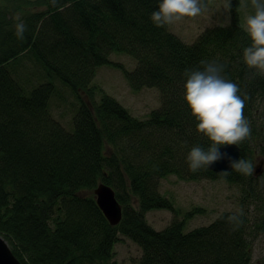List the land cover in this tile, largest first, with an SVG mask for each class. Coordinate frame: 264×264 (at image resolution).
I'll list each match as a JSON object with an SVG mask.
<instances>
[{
  "label": "trees",
  "instance_id": "trees-1",
  "mask_svg": "<svg viewBox=\"0 0 264 264\" xmlns=\"http://www.w3.org/2000/svg\"><path fill=\"white\" fill-rule=\"evenodd\" d=\"M230 2L229 25L208 27L188 42L170 25L152 23L160 0H0V234L23 264H116L121 236L140 248L139 264H255L254 242L264 236V173L193 171L187 162L193 146L210 145L184 99L185 70L202 60L223 64V75L248 97L251 135L238 144L240 158L252 165L257 153L264 159V73L243 62L251 40L241 0ZM21 21L23 39L15 29ZM118 52L136 60L133 70L110 61ZM26 53L46 81H34L33 63L23 73L15 67ZM104 65L120 68L134 90L158 89L160 106L139 118L103 91L96 101L93 81ZM59 84L77 102L69 125L53 111ZM170 175L224 178L241 188L240 208L185 231L191 213L178 218L160 191ZM100 182L123 205L116 226L90 194ZM158 209L174 214L161 230L146 218ZM233 214L241 225L227 222Z\"/></svg>",
  "mask_w": 264,
  "mask_h": 264
},
{
  "label": "rangeland",
  "instance_id": "rangeland-1",
  "mask_svg": "<svg viewBox=\"0 0 264 264\" xmlns=\"http://www.w3.org/2000/svg\"><path fill=\"white\" fill-rule=\"evenodd\" d=\"M244 3L249 5L247 8H240L246 28V16L252 12V9L250 0H244ZM227 4L226 0H209L206 4V10L200 15L174 21L169 24L170 29L185 41L192 42L208 27L226 26L231 23L230 10L226 7ZM27 55L28 53L23 54L22 57L24 56V58L21 57L16 62L15 67L23 73L27 66L33 63L31 67L36 74L34 81H46L47 76L38 77L40 71L42 73L43 70L41 66L34 59L26 57ZM109 59L112 63L122 65L127 71L133 70L136 66V60L125 53H112ZM93 85L96 86V101H100L101 91H103L116 98L134 116L139 118H146L152 110L161 104L158 89L148 87L141 90L132 89L124 72L113 65L100 67ZM58 88L59 90L52 101L53 111L60 120L69 125L77 102L69 89L60 84ZM261 158L262 156L257 153L253 162V171L254 166ZM160 191L170 198L176 209L179 210L178 218L185 217L187 212L191 213L186 219L185 231L210 224L224 211L239 210L242 194L239 186L224 178L183 180L175 175H170L161 180ZM90 194L94 195L93 190L90 191ZM248 208L253 211L254 205L251 204ZM195 209L196 211L193 212ZM173 217L174 214L171 211L164 209L152 210L146 216L149 223L158 230L165 228ZM121 238L122 240L115 245L114 261L116 264H139L140 248L131 240L123 236ZM8 244L10 245L9 242ZM253 258L255 264H264V236H260L254 242Z\"/></svg>",
  "mask_w": 264,
  "mask_h": 264
},
{
  "label": "clouds",
  "instance_id": "clouds-1",
  "mask_svg": "<svg viewBox=\"0 0 264 264\" xmlns=\"http://www.w3.org/2000/svg\"><path fill=\"white\" fill-rule=\"evenodd\" d=\"M249 5L241 0L240 7ZM252 12L246 16V32L251 45L243 49V62L249 69L264 73V0H250ZM204 0H160L158 9L151 13V21L157 28L179 21L184 17H196L206 10ZM231 7V2L226 5ZM16 35L23 39L26 25L15 24ZM225 66L216 61L202 60L200 66L185 70L184 99L197 120V131L210 141L206 149L193 146L187 162L193 171L228 159L230 168L243 175H251V162L229 157L221 146L237 145L251 135V126L244 116L247 96L241 97L238 85L227 79ZM230 172L224 171L222 175ZM227 222L239 226L243 223L240 215L227 217Z\"/></svg>",
  "mask_w": 264,
  "mask_h": 264
},
{
  "label": "water",
  "instance_id": "water-1",
  "mask_svg": "<svg viewBox=\"0 0 264 264\" xmlns=\"http://www.w3.org/2000/svg\"><path fill=\"white\" fill-rule=\"evenodd\" d=\"M222 152H227L229 157L239 159L241 156V148L237 145L221 146ZM209 168L216 172L222 173L224 171L230 172L229 160L223 159L210 165ZM254 175L259 176L264 173V159H260L254 166ZM95 194L96 203L108 219L111 225H118L123 218V206L116 197L114 188L105 182H100L93 190ZM0 264H23L20 259L14 254L8 242L0 234Z\"/></svg>",
  "mask_w": 264,
  "mask_h": 264
},
{
  "label": "bare ground",
  "instance_id": "bare-ground-1",
  "mask_svg": "<svg viewBox=\"0 0 264 264\" xmlns=\"http://www.w3.org/2000/svg\"><path fill=\"white\" fill-rule=\"evenodd\" d=\"M123 206V205H122Z\"/></svg>",
  "mask_w": 264,
  "mask_h": 264
}]
</instances>
